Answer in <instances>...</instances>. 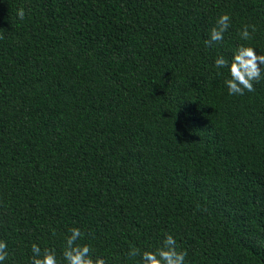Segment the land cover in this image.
I'll return each mask as SVG.
<instances>
[{
  "label": "trees",
  "instance_id": "1",
  "mask_svg": "<svg viewBox=\"0 0 264 264\" xmlns=\"http://www.w3.org/2000/svg\"><path fill=\"white\" fill-rule=\"evenodd\" d=\"M240 45L264 55V0H0L2 264H64L71 228L106 264L166 235L185 264H264V75L229 95L215 67Z\"/></svg>",
  "mask_w": 264,
  "mask_h": 264
},
{
  "label": "clouds",
  "instance_id": "2",
  "mask_svg": "<svg viewBox=\"0 0 264 264\" xmlns=\"http://www.w3.org/2000/svg\"><path fill=\"white\" fill-rule=\"evenodd\" d=\"M25 12L23 8L17 10V17L23 20ZM230 27V16L221 14L217 17L215 26L210 30L209 39L205 40L208 47L219 44L224 39V33ZM256 31L255 26L244 25L239 35L243 40H250L252 33ZM264 55L254 51L253 47L238 46L231 61L222 55L215 59V67L227 68L230 78L224 81L229 95H243L245 90L254 91L253 81H259L264 75ZM70 235L66 237L63 250L64 264H106L101 257H92V249L87 244L77 243L84 235L78 228H71ZM32 257L30 264H58L54 249H41L37 244L31 246ZM129 258L140 257L137 264H185L186 251H178L176 241L172 235H166L161 246L155 251H143L136 247H131L127 253ZM8 257L7 243L0 240V264Z\"/></svg>",
  "mask_w": 264,
  "mask_h": 264
}]
</instances>
